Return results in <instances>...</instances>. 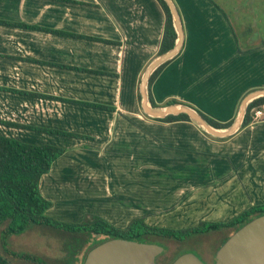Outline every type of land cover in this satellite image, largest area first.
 Instances as JSON below:
<instances>
[{"label":"crops","instance_id":"crops-1","mask_svg":"<svg viewBox=\"0 0 264 264\" xmlns=\"http://www.w3.org/2000/svg\"><path fill=\"white\" fill-rule=\"evenodd\" d=\"M174 2L183 43L153 80V99L233 119L242 97L264 87V41L252 14L241 0L232 12L219 0ZM164 21L157 0H0V134L64 147L39 180L51 206L58 198L64 206L102 202L116 209L88 214L123 227L136 206L167 208L169 221L203 206L197 219L208 220L264 201V117L240 127L234 137L248 144L233 152L215 148L191 120L143 112L139 80L158 54ZM154 176L169 179L153 185Z\"/></svg>","mask_w":264,"mask_h":264},{"label":"trees","instance_id":"trees-1","mask_svg":"<svg viewBox=\"0 0 264 264\" xmlns=\"http://www.w3.org/2000/svg\"><path fill=\"white\" fill-rule=\"evenodd\" d=\"M165 14L163 34L160 40L158 53L170 48L175 41L176 31L172 22L171 12L165 0H157ZM172 58V57H171ZM159 64L151 73L148 83L149 101L156 105L151 94V84L163 66L171 59ZM139 95V94H138ZM140 97V95H139ZM176 102L169 99L166 103ZM87 105L107 107V105L82 102ZM189 104V103H188ZM191 105V104H190ZM264 105V95L253 98L247 104L246 111L240 127L245 126L251 120V109L254 106ZM193 106V105H192ZM195 107V106H193ZM196 108V107H195ZM206 120L215 127L227 126L232 119L221 122L214 119L200 109L196 108ZM163 120H190L185 112L177 114L169 113L162 117H154ZM50 131L72 136L82 137V134L70 131L50 129ZM206 132V131H205ZM64 151L63 146L52 143H35L23 141L14 137L0 134V242L7 253L33 261L39 264H50L37 254L25 251H17L8 246V238L12 234L24 231L33 223L45 224L71 232H112L124 238L147 241L149 237L158 235L165 238L183 239L194 232H205L221 227H229L235 230L255 215L264 213V201L254 203L241 210L227 220H200L197 224L186 227L158 226L145 222L143 216L130 219L125 227H115L108 220L99 215L89 214L90 217L79 222H65L57 220L46 214L47 208L52 202L46 198L39 189V180L42 174L49 171L52 162ZM64 264L76 259L77 251L71 255ZM0 264H15L0 253Z\"/></svg>","mask_w":264,"mask_h":264},{"label":"rangeland","instance_id":"rangeland-1","mask_svg":"<svg viewBox=\"0 0 264 264\" xmlns=\"http://www.w3.org/2000/svg\"><path fill=\"white\" fill-rule=\"evenodd\" d=\"M219 1L228 12H232L234 9L237 10L234 7L233 8L230 7L229 9V4H231L234 0L232 2H228L227 0H219ZM241 3H242L241 5L246 7L248 12L252 14L253 17L252 21L256 25V29L258 31V34L260 35L261 41H264V0H241ZM232 16L233 15H230V18H232ZM196 126L203 133H205L210 138V140H213L212 142L216 143L214 147L217 148L218 150H223V148H225V150H231L233 152H237V151L242 152L245 150L246 145L248 144L245 142L244 135L239 136L238 138L234 137L237 134L238 130H240V128L230 135L219 137V136H214L208 132H205L198 125ZM253 128H254L252 129L253 131L250 132L249 134L256 133L259 127H253ZM249 134L245 133L246 136H248ZM249 137L250 136L247 137L246 141H248ZM50 174L52 175L51 177H55V178L61 177L59 175L56 176L55 174H52V172ZM63 176H65V174H63ZM80 177L82 179L87 178L88 181L89 179H91L90 176L89 177L80 176ZM96 177L99 178V176ZM96 177H94V179ZM67 178H78V177L76 175H69L67 176ZM100 178H102V176H100ZM165 178L169 179V177L166 176H154L153 179L156 180L157 182H153V185H160V186L164 185L166 182L165 181L160 182V180H166ZM138 185H142V183H137V188H139ZM59 193L61 194L62 192L59 191ZM79 194L82 195V192L81 193L76 192L74 196H77ZM73 201L79 203L77 205L75 204L72 206L71 205L64 206L67 203V199H65V201L60 198L53 199V205L48 210H46V214L57 220H61L65 222L67 221L79 222L82 220H86L88 219V217H90L88 211L97 210L101 212L108 210V212H113L112 210L116 209V208L111 209V207L109 208L108 206L104 205L102 202L100 203L97 202L96 205H92V203L96 202V201H92L91 205L88 204V206L87 205L85 206L83 205V203L90 201H86V200L78 201L76 199H73ZM149 208L150 207L147 208L142 206H136L135 214L137 216H143V217L149 215V217H147L148 218L147 221L157 220L158 222L156 223L163 222L167 225L171 224L173 227H186V226L195 225L200 221L199 219H197V217L201 216L203 213L202 211H200L203 209V206H201L199 209H196L194 214L191 215L190 217H185L181 219V221L179 220L169 221L164 217V215L161 214L164 210H167V208L161 207L158 210H154L148 213L146 210ZM235 208L236 207H233V209ZM160 209L161 211H159ZM225 213L227 212H224L223 214ZM92 214L97 215L96 213H92ZM223 214L219 216H211L207 219L226 220L229 218V216L227 215L223 216ZM222 230H225L224 232L230 233L232 228L226 227ZM78 233H76L75 234L76 236H74V233L71 231H65L50 225L33 223L29 225L21 233L12 234L8 238V246H10L11 248L17 251H25V252L37 254L50 264H64L66 259H68L69 257L68 253L70 252L68 250L71 251V255L74 251H77L78 254L79 253L81 254L80 246L82 245V242L77 239ZM219 237H220V232H214L212 230H208L202 233L200 232L191 233L188 236L184 237L183 240L174 239V238H165V237L159 238L154 235L149 237L147 241L155 242L161 245L165 243L166 244L165 253L169 255L171 258L174 257L176 254H180L186 251L193 252L196 255L202 254L206 258L207 252L205 248L210 247L211 249L212 247H215L219 243ZM0 253L15 264H39L33 261H28L25 259L15 257L10 253H7L2 247L1 242H0ZM73 256L74 258L77 257L76 259H74V261H78L79 259L78 255L76 254ZM72 261H70V263L68 264H72Z\"/></svg>","mask_w":264,"mask_h":264},{"label":"water","instance_id":"water-1","mask_svg":"<svg viewBox=\"0 0 264 264\" xmlns=\"http://www.w3.org/2000/svg\"><path fill=\"white\" fill-rule=\"evenodd\" d=\"M171 12L176 31L174 44L156 54L145 66L139 81L140 105L143 112L152 117L169 113L185 112L190 120L214 136H226L237 131L242 123L250 100L264 95V87L247 92L241 99L232 121L224 127H215L192 105L186 102H170L153 105L148 97V83L153 70L165 60L176 55L183 43V26L174 0H165ZM163 250L161 244L149 241L114 237L93 246L86 254L83 264H154L155 256ZM167 264H205L190 251L179 254ZM214 264H264V213L255 215L236 228L216 251Z\"/></svg>","mask_w":264,"mask_h":264},{"label":"flooded vegetation","instance_id":"flooded-vegetation-1","mask_svg":"<svg viewBox=\"0 0 264 264\" xmlns=\"http://www.w3.org/2000/svg\"><path fill=\"white\" fill-rule=\"evenodd\" d=\"M129 221H128V223H129ZM127 224L125 226H127ZM113 225L115 227H120V226H117L115 224H113ZM125 226H123V227H125ZM224 228H226V227H221V228L212 230L214 232H220L219 243L215 247H212L211 249H210V247H208V248L206 247L205 248V250L207 252V255H206L207 259L202 254H197L198 257L205 264H214V262L216 260V251H217V249L226 240V238L234 231L232 229L230 231V233H227V232H224L225 230H222ZM73 233H74V236H76L75 234L78 233V232H73ZM200 233H202V232H200ZM155 236L161 238V236H158V235H155ZM114 237H121V236L114 235L112 232H99V233L79 232L78 236H77V239L82 242V245L80 246L81 254L80 253L78 254V252L76 253L78 255L79 259H78V261H74L73 260L72 264H83L87 252L93 246H95L96 244H98V243H100V242H102L104 240L111 239V238H114ZM127 239H130V238H127ZM179 240H183V239H179ZM164 244L162 245L163 246V250L155 256V263L154 264H167V263H170L171 261H173L179 255V254H176L174 257L171 258L169 255H167L165 253L166 244L165 245Z\"/></svg>","mask_w":264,"mask_h":264},{"label":"built area","instance_id":"built-area-1","mask_svg":"<svg viewBox=\"0 0 264 264\" xmlns=\"http://www.w3.org/2000/svg\"><path fill=\"white\" fill-rule=\"evenodd\" d=\"M264 117V105L254 106L251 109V120L250 122H256Z\"/></svg>","mask_w":264,"mask_h":264}]
</instances>
